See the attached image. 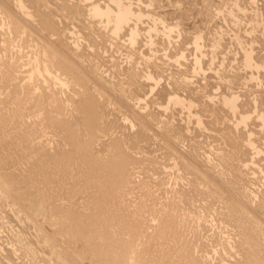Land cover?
Here are the masks:
<instances>
[{"label": "rangeland", "instance_id": "rangeland-1", "mask_svg": "<svg viewBox=\"0 0 264 264\" xmlns=\"http://www.w3.org/2000/svg\"><path fill=\"white\" fill-rule=\"evenodd\" d=\"M22 1H24V3L23 2L22 3L25 4L24 8L26 9L21 10L20 8L16 6L17 3L21 2V0H0V66L4 68L3 66L4 63L7 62V65L10 63L8 67L13 66L14 68H17L15 71L12 67L13 69L12 71L15 75L16 74L18 75V76L16 75L18 78L14 77V79L16 78L15 81L13 79H7L6 82H8L9 84L12 81L13 83V84L11 83L12 86L11 84L9 86L8 83L7 84L4 83L6 79L1 80L2 78L0 75V78H1L0 79L1 80L0 94L2 96V99L0 97V103L4 101L2 104L4 105L5 103L6 105L8 103L10 107V108L7 107V105L2 107L3 105L0 104L1 105L0 109L4 108L1 110L2 111L4 110L3 113L5 115L7 113L6 108L8 111L7 113L8 115H11L12 112H14L13 106L15 105L10 103L12 102L10 98L12 97L13 92L14 91L16 92V90H18L17 92H20L21 90L23 91L25 90L24 92L21 91L20 93L16 92V94L14 92V94L15 96L17 94L20 95V96L17 95L18 97L16 98H21V95L23 98L24 96L26 98L28 96L27 100L26 101L24 100L25 102L24 101L22 102V105H24L23 106L24 108L28 107L27 109H29V112L28 110L26 112V114L28 113L27 116L29 115V118L26 116H25L26 118H24L25 120L27 119L28 121L27 120L25 121L24 119H22L24 121H22L21 119L19 120L20 123L22 124L21 126L16 118L14 121V117H13V120L9 119L11 121H8V122L13 125L17 124L18 128L22 127L20 131L22 129L24 131L27 129L28 131V129L31 130L33 129V127L36 128V130H38V132L42 134L43 138L41 137L40 134H38L40 136L39 137L37 136V138L33 139L34 140L33 144L35 143L34 147L38 148L39 144H40V147H45V145L47 144L51 145L52 141L50 139H53L52 136H54L55 137L54 139L56 141H58L60 138L62 139V140L60 139L61 141L59 140L60 142L58 141L57 143L58 145H55L56 141H54L53 139L54 145L56 147L58 146L57 149L59 147H60L59 149L67 148V149L72 150V152H74L73 154H75L76 152H79V150L78 149L75 150L76 146H71L72 143L70 142V139L67 138L66 136L67 134L66 130L62 129L61 125L57 122L58 120L63 121L64 119L65 121L69 120L68 122H71L73 117L77 115V118L74 117L73 119L75 120V122L72 121L74 122L75 128H76L78 125L76 119L77 120L79 119L80 116L78 117V114H80V111L82 113L83 103L88 101L89 99L96 100L95 102L97 103V105H100V108L98 109V111L103 110L102 112H100V115H99L101 119L100 121L101 122L106 121V122H103L105 127L102 126L103 123L101 125L102 128L100 130L103 129V131H100L101 133L97 132V133H100L98 134V136L96 134L95 144H94V146L96 147V148L94 147L96 152H99L98 150L100 149L97 147H101L102 149L103 147H107V145L110 144L112 140L121 139V141L124 140V142H122V145L124 146V150H127L126 152L129 153L128 156L130 155V158L135 159V160L133 159L135 161L134 166L133 164H130L133 167L132 166L130 167V165L128 166V169L132 170V171L128 170L129 171L128 173L132 175V176L129 175V177H132L131 184H129L131 187L128 186V189L126 188V191L128 190L129 191L128 192L124 191L125 193L123 192V194L121 195V198L119 197L117 199H111L113 201L111 200L109 201L111 202L109 204L113 203L112 208L117 209L122 214L124 212L129 215L130 214L133 216L135 215V217L132 216L133 218H135V220L139 221L141 219L142 220L141 222L144 224V227L147 226L145 227L146 228L145 233H151V234L155 230H156V234L159 232L160 227H161V223L159 222V219L162 222L161 218H167L166 215L170 216V214L171 215L174 214V212H171V213L169 212V211H172L171 209H173V211L177 210L180 213V215L177 214L176 213L177 211H176L174 215L170 217L168 216V218H170L171 220V222H169L168 220V223L169 224L172 223L174 227L173 226L171 227L172 224L170 225L168 224L165 229V232L169 231L168 232L169 234H167L168 235L167 237L174 236V238L170 237L172 238V240L171 239L170 240L175 246L179 245L178 247L176 246V248L181 249L182 245L186 244L188 241H190V243L192 241V244L193 242L195 244L199 243L198 245L207 244L209 241L212 240V237L213 238L215 237L217 239L216 243H214L213 246H210V244L212 243L209 242L208 243L209 245H207V247L205 248V250H208L207 252L208 255L206 257V259L207 258L208 259L207 260L205 259L207 264H212L213 262L214 264H232L231 262H234V258L231 257V255L229 254L230 253L233 254V252H235L234 253L235 255L236 251L238 250L235 248V246L239 239V236H238L239 228L234 227L235 224L232 221H230L227 217L224 216L226 215L225 212L226 211L228 212V209H229L228 207H230L231 204H233L232 207L240 209V211L244 212V214L247 215V218H249L253 222H256L255 223L256 225L254 224L255 230L257 229V230L264 231V220H263L264 219L263 218L264 209L262 210V208L264 207V203H263L264 193H262L261 195V191L264 190V182H262L264 181V174H263L264 172L262 173L260 171L261 169L264 168V146H262L263 145L262 141L258 139L262 137V135L260 134L261 130L263 131L262 134L264 137V129H263L264 125H260V124H264V120H263L264 119L263 117L264 116V105H263L264 104L263 102L264 101V92H263L264 91V83H263L264 77H262V84L261 83L257 84L256 81H249L248 79L249 72L247 71V68L244 65V60H243L244 49L248 50L250 48H253L254 49L253 55L255 56V59L257 60L259 59L258 60L259 62L263 61L261 64H264V0H22ZM117 1L125 6L131 7V9L134 12L135 16L134 17L132 16L129 19L127 24L125 23L122 25L121 28H119V27L114 26V24H112L111 22L109 23L105 17H98V18L93 17L92 15L93 6L98 5L102 7L103 9H106L107 8L106 6L116 8L115 4ZM25 12H26V15H25ZM41 17L42 18L44 17L45 20L50 22L52 26L51 29L45 27V25L40 23ZM134 29H137L138 31H137L135 41L131 43L130 34L132 30ZM52 60H53V63L51 62ZM46 65H49L50 68L52 67V69H50L51 71L50 73L46 71L45 69ZM61 65H63V67ZM1 67H0V70L2 69ZM69 70L71 71V73L69 72ZM68 72H69V76H67ZM131 74L133 77H130ZM73 75L78 76L77 78H79L80 80H77L76 77H73ZM149 76L151 77L150 79H149ZM66 77H69L71 80L68 78L67 80H65ZM71 77H73V79ZM57 78H60V80ZM16 80H17V83H16ZM133 80L135 81L134 83H133ZM137 80L138 82H136ZM25 83H26V86L24 85ZM27 83L29 85H27ZM3 84H6L7 86ZM22 84H23V88H21ZM83 84L85 85L83 86ZM30 85L31 87H29ZM69 85L71 86L72 90L70 89ZM80 85H82L84 88ZM78 86L81 91L78 89ZM11 88L12 89L14 88L13 89L14 91L12 90V92L10 93L11 97H8L10 95L9 91H11L10 90ZM26 89L30 90L28 92H30V95L32 96L31 99H30L31 96L29 97L28 95L29 93L27 92ZM82 89L84 91H82ZM31 90H33L32 91L33 93L31 92ZM34 90L38 94L37 93L34 94L35 93ZM51 90L52 92L53 91L55 92L52 93ZM57 90L59 91V93ZM64 90L67 91L68 94ZM47 91H50V92H47ZM63 91L65 92V96H64ZM70 91H72L71 94H73L71 96L69 93ZM73 91L75 92L78 91L80 92V94L76 92L77 94L76 95L73 93ZM90 91L92 93H89ZM86 93H88L89 95L92 94L91 95L92 97L95 95L94 97L96 99L94 97L92 98L91 96L89 97L88 94ZM235 93L237 94V96H239L238 97L239 99L241 98V100H239L240 103H242V101L248 102V103L244 102L241 105L242 107L239 105L240 109H238V111L244 110L243 112H245L247 115L250 113L249 115L252 116L253 118V119L251 118L252 121L249 120L250 122H248L246 126L245 125L243 126L242 124H241L242 126L239 125L240 128L238 127L237 130L235 127H234L235 129L233 128V126L235 125L236 119L232 117L233 119L229 118L230 120H228V118H226L227 114H225V112H224L225 116L224 114L218 116V111L220 109H217L218 106L220 108L222 107V105H220L221 104L220 96L222 94L224 95L229 94L230 96H233ZM242 93H245V94H242ZM6 94H8V96ZM254 94H255V97H254ZM59 95L63 98L66 97L68 100V104H71V106L67 105V101H64L66 100V98L63 99ZM74 95H76V97ZM176 95H179L181 97L179 98V101L182 98H184L183 101L181 100L183 103L181 101H180L181 104L177 102L178 98L175 100ZM54 96L55 97L59 96L57 97L58 99L55 98L57 101L53 99ZM67 96H69L71 101L69 100ZM173 96H174V99H172ZM3 97L5 98L3 99ZM51 97L53 100H50ZM6 98L7 100H9V102L6 101ZM169 98L172 100L169 101ZM209 98H213V100ZM185 99H187V103H185L184 105ZM40 100H42V103H44L45 101H48V102L51 101L50 102L52 104L51 106H53V109L55 106V109L53 110L50 107V103L48 102L47 103L49 105L45 102V105H48V108L47 106L45 107V105L42 104ZM190 100H192L195 103V105H193L194 107L192 106V108L188 106V104L191 103ZM27 101H30V102L26 103ZM97 101L99 102V104ZM56 102H59V104H56ZM36 103H38V105ZM200 103L203 105H201ZM204 103H206L205 106L207 107L204 106ZM63 104L65 105L64 108L61 107ZM40 105L43 106L42 108L45 107L43 109L45 112H43ZM66 105L70 107H66ZM101 105L103 106L101 107ZM190 105H192V103ZM200 106H203V107H200ZM77 107H80L79 110L80 109L81 110L76 111L78 109ZM246 107L248 111H246L247 110L245 109ZM65 108H68V109L71 108V111L68 109L66 110ZM202 109H203V112L201 111ZM204 109L207 111L205 112ZM35 110H37L36 111L37 113L36 112L33 113ZM41 110L43 113H39L41 112ZM65 110L67 111L68 115L66 114ZM73 110L75 111V113ZM2 111L0 112L2 113ZM56 112L57 113L60 112L58 114L59 115L62 114L61 117ZM70 112H71V115H69ZM72 113L73 115L76 113L77 114L72 116ZM210 113H214L215 116H211ZM262 113H263V116H262ZM47 114L48 116H52V117L50 118L48 116L46 117ZM196 115L204 119L202 121L203 123L201 124L202 126H199L196 123V119L198 120L199 118V117L197 118ZM53 116L54 117L57 116V119L56 117L54 118ZM68 116H72V117L68 118ZM82 116L83 114L81 115V117ZM102 116L105 119L101 118ZM222 116H224L225 118L223 117L222 119ZM228 116L231 117L232 115H230L229 113ZM44 117L46 118L43 119ZM59 117L60 119H58ZM255 117L256 118L258 117V118L255 119ZM47 118L49 120L51 119L52 122L47 120ZM210 118L213 120L211 121ZM217 118L219 119L218 120L219 122L221 121L220 119H222L224 124L222 123V121H221V124L223 125L224 129L226 128V131L227 130L228 131L232 130V131H229V132L227 131L226 133H224L225 130L222 129L223 130V134H222L221 133L222 131L219 130L221 129V124L217 120H215L214 122V119H217ZM34 119H36V121ZM261 120L263 122H261ZM40 121L43 123L42 125L40 124L41 123ZM216 121L218 122L217 124H219L220 127L215 126L217 125ZM226 121H227V125H228V122L230 121L229 125L231 126L229 125L224 126L226 124ZM15 122H18L19 124ZM26 122H29L30 124L26 125ZM35 122L37 123V126ZM9 123H7L8 129H11V130L13 129V131L15 130L19 131V129L14 130V128L16 127H14L13 125H10ZM212 123L214 124V126H211ZM250 123H253V124H250ZM38 124L40 125V127L38 126ZM54 125H56V127H59L57 128L58 132L56 131V129H54L56 128ZM23 126L24 128L25 127L26 128L24 129ZM27 126L29 128H27ZM227 127L229 129H227ZM217 128H218V131L217 130L215 131V129ZM51 129L52 131H50ZM53 129L55 130V132L53 131ZM76 129L80 131L81 128H79L78 126ZM83 129L84 127L82 128L80 132L83 133L81 134V136L84 135L83 137H85V134H84L85 132H83L85 131V129L84 130ZM257 129L258 130L261 129V130L258 131ZM64 130L66 133L63 132ZM234 130H236V132ZM256 130L258 133L255 132ZM241 131L243 134L240 133ZM51 132H54L57 137L58 135H61L60 132L62 133V135L59 136V138H57L55 134ZM80 132H78V134H80ZM233 132H235V134L237 133V135L234 136ZM238 132L240 136L238 135ZM218 133L219 135L221 133L220 135L221 137L222 135H225V134L226 135L229 134L228 136L229 137L232 136L233 138L238 136L240 137L239 138L240 141L244 139L242 136H244L247 139L248 138L254 139V136H255L254 140L257 139L256 144H258L260 148L262 147V151H260V153H255L253 152L254 150L250 151V150L244 149L242 153L239 154L241 157H243V155L245 154L243 159L245 160L247 158L248 161L247 159L245 160L247 161V163L252 161L253 160L252 158H255L254 161L256 160V162H258V164H256V162H254V164L249 163L250 165H254L253 167H256L255 169H257V171L253 167L251 168L254 169L255 171L250 170V169L245 170L248 173L250 170L249 177L250 176L253 177V178L250 177L251 180H249V182L252 181V183H249L248 181H247L248 183H246V187L251 188L249 189L245 187L246 188L245 190H247L246 193H248L249 196L253 195L255 198L249 197L248 195H246V193L241 192V194H245L243 195V198H244L243 199L240 194V191L237 188H235L234 185L232 187V184L230 185L229 182L227 183L226 178L229 175L228 170H230V172L233 170L232 166L230 165L231 164L234 165V163H236V159L233 160V162L231 163V160L226 159L227 157L226 158L223 157L225 156L224 154L222 156L220 155L228 151L227 149L228 146H226L225 144L224 146H226L227 148L223 147L224 139H221L219 135L218 136L220 139H218L217 138ZM251 133L252 134L254 133V134L250 136ZM64 134L66 136L65 140H63ZM257 134L260 135V137L257 136ZM38 139L40 141H38ZM96 139H98L99 142H101L100 140L102 141L104 140L103 142L105 143L102 142L101 144H99L97 142L98 140ZM68 140H69V144L67 143ZM48 141H51V142L49 143ZM258 141H260V144ZM102 144H103V147L101 146ZM69 145H70V148H69ZM97 145H100V146H97ZM219 145L220 147H222V149L219 147ZM123 146H122V149H123ZM216 147L219 150L216 149ZM223 148L226 149V152H222V151H225ZM28 149L29 151H27ZM28 149H26L25 152L29 153L30 149L32 148H28ZM220 149H221V152H220ZM129 150L131 151V153ZM218 152L220 153L219 155H217ZM121 153L123 152L121 151ZM252 153L254 154L252 155ZM227 155L229 156V154ZM246 155L248 157H246ZM254 155L256 157H254ZM94 156H98V154L97 155L95 154ZM212 156H214L215 158ZM26 157L22 155V158H26ZM218 157L221 158L222 160H220ZM240 159L241 161H243L242 158ZM16 160H14V163L13 161L12 163L9 162L10 164H8L6 169L0 170V171H2V173L8 172V171L15 172L16 169L19 167L21 168V170H25L23 169V167L25 166H23L22 162L20 160L18 161V159ZM142 160L145 161V163ZM217 160H220V162H218L219 163L218 167L219 166L220 167L219 168L215 167L216 168L215 169L214 166H216ZM78 161L80 162L81 160H78ZM229 161H230V165H229ZM74 162H72L74 164L71 163V168L76 166V168L74 167L75 171H73V174L76 177L77 175L79 176L80 174L81 170H78L80 169L78 168V165L81 166V164H78L79 162L77 163L75 160ZM136 162L138 166H136ZM221 162H224V163L220 165ZM153 163L156 165L155 168L153 167L154 166ZM225 163L229 165L228 167H231L229 169L227 168L228 174H226L227 172L223 173V171H226L225 167H227ZM212 164H214V166H212ZM258 165H260L261 167L263 166V167L261 168ZM223 167L225 169H222ZM218 169L222 171L216 172V170ZM21 170H18L16 172H19ZM184 170H187V174L185 173L186 171ZM75 173H77V175ZM195 175L197 178L195 177ZM60 176L61 174L59 173H55V176H51V178H49V176L47 175L46 178L47 179L49 178L48 179L49 181L45 180L46 182H48V184L46 185H41V183L39 182V186H37L38 183H36V180L34 179L35 176H30V175L28 176L29 178L27 177L26 182L24 184L23 183L16 184V185L10 184V186L11 185L13 186V187L11 186L12 189L8 185L7 191L11 190L12 192H14L12 193L11 191H9V193L12 196L11 200L14 201L13 209L17 210V208H19L20 211L22 212V215L23 213H25L22 216V218L27 216L26 218H23V219L21 218L22 219L21 221L19 219L20 218L19 215H18V218L16 217V215H13L16 212L13 211L11 206H8L9 209L7 208V206L3 207L2 201H4V198L0 194V203H1L0 204V209H1L0 210V216H1L0 222L3 221L0 223L1 224L0 225V244L3 243L2 246L0 245L2 248L0 249V253L2 255L0 256V260H2V262L6 261L4 260L3 256H5L6 253H8V250L9 252H13V249L17 248V246L20 245L19 243L20 241L18 239L21 238L20 240H22V237H23V240L25 242L26 240H29L28 238L30 239L32 238L31 240H35L36 238L35 235L37 234V231L39 232V227H36V226L40 225L41 223L42 224L45 223L44 221L50 218V220L56 219V220H53L57 224L55 226L56 227L55 230L59 232L58 235L56 236V234H54L55 232L53 233L52 231L53 238L56 237V240L58 241L61 239L60 242L57 243L58 244L57 251L63 253L61 254L62 257H64L65 259L68 258L70 262L73 260L70 264H84V262L86 263L90 262L89 264H93V263L94 264H101V263L107 264L108 262H109L108 264L112 263V261L110 260H105L106 257L103 256V252L105 251L103 244L99 243L98 240H96L98 241V243L96 241H93L94 238L93 239L91 238L92 240L90 239L91 235L93 236L100 235L99 233L98 234L96 233V232H99V230L98 229L95 230V228H93L94 225H92V227L89 225V222H90L89 218H91L89 216L91 215L94 216L90 212L93 211V213H95L97 212V210L99 211L102 207V206L100 207L99 203L98 204L96 203L97 201H96V198H94L95 197L94 191H92V188H87V190L84 189L85 191H83V193H85V196H83L84 194L82 195V193L80 194L81 196L79 194L73 196L71 195V189L73 188L72 185L74 183L75 178L74 179L72 178L71 180V178H69L71 177V174L70 176L66 177L64 179L66 181L65 186L69 184L68 186H70L71 188L68 186H66L67 188H64L65 186H62L64 185L63 184L64 180L60 179ZM183 177H185V179H183ZM255 177H257V180ZM195 178L196 179L200 178V179L197 180L196 182ZM29 179H31V181H29ZM192 179H194L193 182H190L192 181ZM32 181H34L35 183L34 182L32 183ZM188 181L190 184H188ZM198 181H201L204 184L202 183V186H200L201 182H199L200 183L199 184ZM192 183H195V184L198 183L197 187L198 186L199 187L197 188L195 184H194L195 186H193ZM47 185L48 187L53 188V190L57 192H54L52 190L53 193L51 191V194H50L49 193L50 191L47 190L50 188L45 187ZM204 185H206L205 186L206 190L207 189L209 190L211 187L210 191L212 195H214L215 197L214 205H212L213 199H211V197L213 198V196L211 195L210 191L208 192V190L206 191V190L199 189L200 187L204 189ZM207 185L209 186L207 187ZM40 186L42 187L44 186L42 188L43 190L40 189ZM30 187H33V188H30ZM36 187H38V189ZM59 187H62L64 189L62 190V188L60 189ZM44 188H45V191H44ZM213 188L214 190L215 189L216 190L214 191ZM67 189H69L68 190L70 191L69 193ZM198 190H199V193L196 199V194ZM200 190H201V193L203 192L202 193L203 196H201L202 194L200 193ZM17 191H18V194H17ZM46 191H47V194L45 193ZM179 191L182 192V194H179L180 197L178 195ZM193 191L194 192L196 191V193H194ZM235 191H237L239 194ZM190 192H191V195H190ZM252 192L255 194H252ZM208 193L210 194L209 197L211 196L210 198H208ZM256 193L258 194L256 195ZM215 194L216 196H218L217 194H219L220 196L216 197ZM38 195H39V198H38ZM55 195L56 196L58 195L59 197H56ZM185 195H186V198L183 197ZM189 195L193 199L190 198ZM51 196H54L52 197L51 200L54 199L53 202L54 203L56 202L55 204L52 203L50 199H49L50 201L48 200L50 203H47L48 201L46 202V200L48 198H51ZM77 196H80V197L83 196L82 200L79 199L80 197H77ZM204 196H206L207 198ZM182 197L184 200L186 199L187 202L189 203L191 200V205L189 204L190 207H188V204H186L187 202L184 203L186 200L185 201L182 200L181 199ZM194 197L196 201H194ZM57 198H59L58 202H57L58 200ZM216 198L217 199L220 198L219 200L221 201V203L220 202L216 203V200H217ZM240 198L241 200H238ZM40 199L41 200L44 199L43 200L44 202L39 201ZM85 199H87L88 202ZM204 199H206L207 201L206 200L204 201ZM179 200L181 201L179 202ZM209 200H212V202L211 201L209 202ZM246 200L247 201L250 200L248 201V204H246L247 203ZM57 203L60 205V208L63 207L62 210H60L58 207L57 208L54 207L55 205L58 206ZM83 203L86 205L88 204L87 206L85 205L86 208L83 205ZM176 203L177 204L179 203V204L176 205ZM222 203H224V206H227V207H224ZM258 203H260L261 205ZM47 204H52V205L48 206ZM174 204L176 208L174 207ZM215 204L216 205L219 204L220 206L219 205L216 206ZM68 205L69 207H67ZM179 205L181 206L180 208H179ZM204 205L210 206L208 207L209 211L207 210V207H205ZM44 206L45 207L47 206V207L45 208ZM51 207L55 211L51 210ZM87 207H90L89 212H88L89 209ZM240 207L244 208L245 211ZM252 207L254 208L255 211L258 210L259 212L260 210V212L263 215H260L261 214L260 212L259 213H257V211L254 212ZM163 208H165L166 210H164ZM167 208L168 209L170 208V210H167ZM186 208H189V210L188 209L186 210ZM192 208L196 212H194ZM224 208L227 210H225ZM248 208L250 209L248 210ZM40 209H42L44 212H42V210ZM56 209H58V213L64 210L66 214H64L63 212L58 214L56 212L57 211ZM150 209H152V211L154 212L156 210L157 212H155V214L158 213V215H154V212L150 211ZM190 209L192 210L193 213L191 212ZM6 210L8 212H4ZM84 210H87L89 215L88 213L86 214ZM162 210L164 211V213H167V214H164ZM223 210H225V212ZM79 211H82V212H79ZM83 211L85 212V214L83 213ZM160 211L162 212V214H164L163 216L165 217L161 216L162 214L159 215ZM180 211L184 212L183 216L185 217V220H184V217L181 215L182 212ZM10 212L13 216L10 215ZM54 212H55L54 215L51 214ZM72 212L74 213V216ZM76 212H78L79 215L78 213L76 214ZM221 212L222 213L224 212L223 213L224 215H222ZM70 213L72 214V216H70L71 215ZM217 213L218 214L221 213L219 214L220 216ZM18 214H21V213H18ZM62 214L63 216L69 215L68 217H71V222L73 221L72 219L76 215H77L76 216L77 218L78 216L79 217L83 216L82 219L74 218L76 224L77 222L78 224L80 223V229H82L81 227L84 226V225H81V223L86 225L85 227H83L84 230H80V233L82 231L81 233L82 235L79 233L78 225H76L75 223L73 224L69 223L70 218H68L69 220L68 219L66 220V217H63ZM151 214H153L155 217ZM187 214H190V215H187ZM250 214L252 216H249ZM9 215H10V219L7 222L6 219L9 218ZM48 215H53V217L51 218V216H48ZM157 216H160L161 218L160 217L157 218ZM179 216H182V217H179ZM223 216L225 219H223ZM2 217L4 219H2ZM32 217H34L33 218L34 221H31ZM57 217L60 219V221L59 219H57ZM41 218L44 220L42 221ZM178 218L179 219L181 218V220H179ZM226 218L228 219L227 221H226ZM26 220L29 222L26 223ZM182 220L184 223L182 222ZM224 221H226L227 223ZM23 223L24 224L26 223L27 225H29V227H27L26 224L24 225ZM232 223H233V226L230 227ZM179 224H181V226ZM66 225H69V226H66ZM157 225H159V228ZM176 225H179L180 227L177 226L175 229ZM182 225H184L185 227ZM155 226L158 229L154 228ZM46 227H48V225ZM167 227H169L170 229L168 228L167 230ZM182 227L184 228L181 230ZM50 228L52 227L50 226ZM178 228H179V231H175V230H178ZM92 229H94L93 231L96 234L94 232H91V234L89 235L88 232L90 233ZM173 229H175L174 231L176 233H174ZM171 230L173 232H171ZM75 231L78 234H80V236ZM185 231L186 233L188 231V233H191V234L190 235L188 233L186 234ZM8 232H11V233H8ZM192 233H194L193 234L194 237H192ZM230 233L232 234L233 237L230 236L231 235ZM86 235H88L87 236L88 238H86ZM176 235L178 237H176ZM11 236L13 239L10 238ZM165 236H166V233H165ZM180 236H182V238H179ZM184 236H186L188 239H189V236H191L194 241L192 240L191 237H190V240H188L187 238H184ZM14 237H16L15 240H14ZM25 237L26 238L28 237V238L26 239ZM67 237H69L71 241L74 242V244L73 242H70V239L69 241L67 240L70 243V245L68 242H67L68 244H65ZM164 237L163 239L157 238L155 240V243H157L160 240L156 244L157 248L159 247L158 245H162L163 247V246H166V244L168 243L167 241L169 240V238L166 239V237L165 238ZM220 237H222L223 241H225L224 243L222 242V239ZM176 238L179 239V242L178 240L176 241ZM63 239L65 240V243H63L64 241H62ZM180 239H183L181 241L183 244L181 243V245H180ZM90 240L94 242L93 244H95V242L97 243L95 247L92 244L91 246L89 245ZM163 240L165 241L162 242ZM200 240L202 243L200 242ZM205 240L206 241L208 240V241L206 242ZM85 241H86V244H84ZM171 241L169 243H171ZM61 242L62 244L60 245ZM177 242L178 244H175ZM140 243L139 245L135 244L134 245L135 247L133 246L134 249L133 247L131 248L132 250L130 249L131 251H133V253H131L133 255L130 254L127 257L129 260L131 259V261L127 259L129 263L136 264V260L140 258L139 257L140 253L138 252L134 253L136 252L135 251L136 249H139ZM217 243L219 244L221 243L220 245L222 247H220V245H218ZM226 243L228 244V247H226L227 245ZM63 244L65 246L66 245L70 246V247L66 246L67 249H70L73 245V249L72 248L70 249V251L73 250V252L70 254L69 250L66 251V247ZM222 244L224 245L225 249H227L228 251L230 250V253L227 250L223 249ZM33 245H34L33 246L34 251L30 252V255L34 254L33 256H35V259L33 256L32 258L30 255L28 256L29 258L28 257L24 258L26 255L23 256L22 251H17L18 253L16 252V254H14L13 256H14V260L17 257H19V260L17 258L15 260L16 261L15 263L18 262L17 264L19 263L22 264L24 262L31 261L32 264L33 263L35 264L38 260L36 264L38 263L41 264L45 259L47 260V262L44 261L45 263L43 262L42 264H56L53 260H50L45 255H43V252H42L43 245H38L37 243ZM88 245H89V248H91L90 250L87 248ZM229 245L233 246L234 248L231 249L232 247H230ZM10 246L11 247L13 246L14 248H11ZM39 247H41V250L39 249ZM96 247L99 251L96 250ZM74 248L75 249L77 248L76 250L78 252L74 250ZM4 249L6 251H4ZM85 249H88V252L89 251L91 252L89 253L90 257L88 254L85 255V253H87L85 252L86 251ZM220 249H222L224 252H222ZM83 250H85L84 251L85 253L83 252ZM219 250L220 252L216 253V251H219ZM80 251H82V253L78 254L80 253ZM96 251L98 252L96 253ZM197 252L198 251H195L194 253L196 256H198ZM227 252L228 254H226ZM18 254L21 256H19ZM92 254H95V256L97 255L96 256L97 258L94 257ZM100 254L101 256H103V259L101 256H99ZM134 254H138V255H135V259H134ZM199 254H202V252ZM15 255H17V257ZM79 255L82 258L81 260L79 259L80 257ZM136 256L138 257V259H136ZM219 256L224 261L219 259ZM228 256L229 258H227ZM235 256L238 258L239 255L236 254ZM32 259H34L35 261ZM210 259H212L213 262H211ZM82 260L83 261L85 260V261L83 262ZM140 260L142 259H139L137 263H140ZM144 261L145 260L143 259V262L142 261L141 262L145 264L146 261L145 262ZM149 261L150 262H148V264L149 263L152 264V261L150 259ZM2 262L0 261V264ZM120 262L118 264H120Z\"/></svg>", "mask_w": 264, "mask_h": 264}, {"label": "bare ground", "instance_id": "bare-ground-1", "mask_svg": "<svg viewBox=\"0 0 264 264\" xmlns=\"http://www.w3.org/2000/svg\"><path fill=\"white\" fill-rule=\"evenodd\" d=\"M24 3V1H22L21 0V2H19V3H17L16 4V6L18 7V8H20L21 10L22 9H26V8H24L25 6V4H23ZM116 6V8H112V7H109V6H106L107 8L106 9H103L102 7H100V6H93V10H92V15H93V17H95V18H98V17H105L106 18V20L110 23H112V24H114V26H116V27H119V28H121L122 27V25L123 24H127L128 23V21H129V19L133 16H135L134 15V12H133V10L131 9V7H128V6H125V5H123V4H121L120 2H116V4H115ZM238 6V5H237ZM27 7V6H26ZM115 9V10H114ZM23 13V12H22ZM25 15H26V12H25ZM31 17V16H30ZM40 23H42L43 25H45V27H47V28H50L51 29V24H50V22L49 21H47V20H45L44 19V17L42 18L41 17V19H40ZM166 27V26H165ZM137 29H134V30H132V32H131V34H130V41H131V43H133L134 41H135V38H136V35H137ZM165 37V36H164ZM253 48H250V49H244V52H243V60H244V65L246 66V68H247V71L249 72V74H248V79H249V81H256L257 82V84H259V83H261L262 84V77H264V64H261L262 62H259L257 59H255V56L253 55ZM261 59V58H260ZM261 61V60H260ZM52 63H53V60L51 61ZM55 62V61H54ZM51 64V63H50ZM49 64V65H50ZM63 64V63H62ZM10 65V63L7 65V62L6 63H4V68H2L1 66V70H0V75H1V80H5V82L4 83H8V82H6L7 81V79H13L14 81H15V79H14V77H17L14 73H13V69L16 71V69L17 68H14L13 66H10V67H8ZM49 65H46L45 66V69H46V71L48 72V73H50L51 71H50V69H52V67L50 68V66ZM54 65V64H53ZM62 67H63V65H61ZM65 66H66V64H65ZM12 67H13V69H12ZM54 67V66H53ZM56 67V66H55ZM10 68H11V70H10ZM54 69H56V68H54ZM59 70V69H58ZM14 71V72H15ZM53 71V70H52ZM57 71V70H56ZM63 71V70H62ZM69 72L71 73V71L69 70ZM69 72H68V74H67V76H69ZM260 72H261V74H260ZM262 73H263V75H262ZM64 74V73H63ZM60 76V75H59ZM64 76V75H63ZM73 77H76V79L77 80H80L79 78H77L78 76H74L73 75ZM73 77H71L72 79H73ZM130 77H133L132 76V74H131V76ZM18 78V77H17ZM67 78L68 79H70L69 77H66V79L65 80H67ZM151 77L149 76V79H150ZM57 79H59L60 80V78H57ZM63 79V80H64ZM75 79V78H74ZM75 79V80H76ZM153 79V78H152ZM264 79V78H263ZM1 80H0V82H1ZM71 80V79H70ZM134 80H135V78H134ZM133 80V83L135 82ZM13 81V82H14ZM72 82H73V80H72ZM136 82H138V80L136 81ZM12 83V81L10 82V84ZM16 83H17V80H16ZM68 83H69V81H68ZM81 83V82H80ZM264 83V82H263ZM6 84H3V85H5V86H7ZM10 84L8 83V85L10 86ZM13 84V83H12ZM12 84H11V86H12ZM17 85V84H16ZM25 86H26V83L24 84ZM27 85H29L28 83H27ZM78 85H79V83H78ZM85 84H83V86H84ZM140 85V84H139ZM138 85V86H139ZM256 85V84H255ZM9 86H8V88H9ZM22 87L21 88H23V84L21 85ZM70 86V85H69ZM77 86V85H76ZM80 86H82V85H80ZM82 86V87H83ZM29 87H31V85L29 86ZM81 87V88H82ZM15 88H16V86H15ZM26 88V87H25ZM28 88V87H27ZM75 88H77V87H75ZM84 88V87H83ZM14 89V88H13ZM12 88L10 89L11 91H9V94L12 92V90H13ZM17 89H19V88H17ZM32 89V88H31ZM70 89H71V86H70ZM78 89L80 90V88H79V86H78ZM16 90V89H15ZM27 90V92L28 91H30V90H28V89H26ZM72 90V89H71ZM88 90V89H87ZM14 91V90H13ZM18 90H16V92H17ZM22 92H24L23 90H21ZM20 91V92H21ZM33 90H31V92H32ZM58 91V90H57ZM65 91V90H64ZM63 91V92H64ZM69 91V90H68ZM81 91V90H80ZM82 91H84L83 89H82ZM263 91V90H262ZM15 92V91H14ZM14 92H13V95H12V97L13 96H15V94H16V92H15V94H14ZM20 92H17V93H20ZM34 92H35V90H34ZM47 92H50V91H47ZM47 92H46V94H47ZM51 92H52V90H51ZM53 92H55V91H53ZM52 92V93H53ZM65 92H67V91H65ZM65 92H64V96H65ZM76 92H78V91H76ZM76 92L75 91H73V93L74 94H76ZM241 92V91H240ZM264 92V91H263ZM7 93V92H6ZM29 94V97L31 96L30 95V92H28ZM33 93V92H32ZM37 92H35L34 94H36ZM58 93H59V91H58ZM61 93V92H60ZM70 93V96L71 95H73V94H71L72 93V91H70L69 92ZM89 93H92L91 91L89 92ZM162 93V92H161ZM239 93V92H238ZM247 93V92H246ZM253 93V92H252ZM259 93H261V92H259ZM23 94V93H22ZM38 94V93H37ZM41 94V93H40ZM56 94H57V92H56ZM67 94H68V92H67ZM78 94H80V92H78ZM86 94H88V93H86ZM85 94V95H86ZM242 94H245V93H242ZM3 95V94H2ZM7 96H8V94H6ZM18 96H20L19 94H17ZM15 96V97H11V94L8 96V97H11L10 99H11V101L12 102H10V103H12L13 105H15V106H13L14 108V112H12V110H11V112H12V114H11V112H10V114L11 115H8L7 113H8V111H7V108H6V115L3 113V111L1 110V109H4V108H1L0 109V111H2V116H1V114H0V170H5L6 169V167L8 166V164H10V163H12V161H13V163H14V160H16V159H18V161L20 160L21 162H22V164H23V166H25V167H23V169H25V170H21V168L19 167V168H17L16 169V171H18V170H21V171H19V172H12V171H8V172H3L2 173V171H0V194L3 196V198H4V201H2L3 202V207L5 206H7V208H8V206H11L12 207V209H13V207H14V201L13 200H11V194L9 193V191H11V190H9V191H7V187H8V185L10 186V184H20V183H25L26 182V179H27V177L30 175V176H35L34 177V179L36 180V183H38L37 184V186H39V182L41 183V185H46V184H48V182H46L49 178H51V176H55V173H59V174H61V176H60V179H65L66 177H68V176H70V174H71V177H69V178H71V180H72V178L74 179V183H73V188L71 189V195H73V196H75V195H80L81 193H82V195L83 196H85V193H83V191H85V190H87V188H92V191H94V195H95V197L94 198H96V203L98 204L99 203V205H100V207H101V209L98 211L97 210V212H95V213H93V211L92 212H90V213H92L94 216H89V217H91V218H89V225L92 227V225H94L93 226V228H95V230H99V232H96L97 234L99 233L100 235L99 236H93V235H91V237H90V239L92 238H94V240L93 241H96V240H98L99 241V243H102L103 244V247L105 248V251L103 252V256L104 257H106V259L105 260H110V261H112V263L111 264H118L120 261V264H134V263H129L128 261H127V257L131 254V253H133V251H131L132 249V247L135 245V244H138L139 245V243H140V246H139V249H136L135 251L136 252H134V253H140V258L139 259H142V260H140V263L141 264H143L142 262H143V259L146 261V263L145 264H148V262H150L149 261V259L152 261V264H207V262H206V260L208 259H206V257H207V252H208V250H205V248L207 247V245H209L208 243L209 242H211L212 244H210V246H213V244L214 243H216V238L214 237H212V240L211 241H209L207 244H200V245H198V244H195L194 242H193V244H195V245H193L192 244V241H191V243H190V241H188L186 244H183L181 241L183 240V239H180V245H181V243L183 244L182 245V247H181V249H178V248H176V246L172 243V238H174V236H170V237H172V238H170V237H167L168 235L167 234H169L168 232L169 231H167L168 230V228L170 227H167V232H165V229H166V226L169 224L168 223V220H169V222H171V220H170V218H168V216L169 215H166L167 216V218H161L160 216H157V218L158 217H160L161 219H162V222L160 221V219H159V222L161 223V227H160V230H159V232L156 234V230L154 231L155 232V234H154V232L151 234V233H145V231H146V228L145 227H147V226H145L144 227V224L141 222L142 220L140 219V218H138V219H140L139 221H137V220H135V218H133V217H135V215L133 216V215H129V214H126V213H124L123 212V214L121 213V212H119L117 209H113L112 208V204H109V203H111V202H109L111 199H117V198H121V195L123 194V192L124 191H126V188L128 189V186H130L129 184H131V179H132V177H129V175H131V174H129L128 172V170H130V171H132L131 169H128V166L130 165V164H133V166H134V164H135V159L134 158H130V155L128 156V154L129 153H127L126 151L127 150H124V146L122 145V142H124V140L123 141H121V139L119 140H117V139H114V140H112L111 142H110V144H108L107 145V147H103V144L101 145L103 148L101 149V147H97V148H100L98 151L99 152H96V150H95V146H94V144H95V138H96V134H97V136H98V134H100L101 132L100 131H103V129L102 130H100L102 127H101V125H102V123L103 122H106V121H100L101 119H100V112H102L103 110H101V111H98V109L100 108V105H97V103L95 102L96 100H88V101H86V102H84L83 103V105H82V107H83V110H82V113H81V109L79 110V108L81 107L80 105V107H77L78 109L76 110V109H74V110H76V111H80V114H78V117L80 116L81 117V115L83 114V116L80 118L79 117V119L77 120L76 118H77V113L76 114H74V115H76V116H74L73 115V113H72V116H74V117H76L75 119H76V121H77V123H78V125H77V127L79 126V128H81L80 129V131L82 130V128L84 127V129H85V131H83V132H85L84 134H85V137H83L84 135H82L81 136V134H83L82 132H80V131H78L76 128H75V124H74V122H75V120H73L74 119V117H73V119H72V121H74V122H68L67 120L65 121V119L63 120V121H59L58 120V122L57 123H59L60 125H61V127H62V129H65L66 130V132H67V134H66V136H67V138H69L70 139V142L72 143V145L71 146H76L75 148V150H79V152H76L75 154H73L74 152H72V150H70V149H67V148H64V146L66 145H64L63 146V148L64 149H57V147L55 146V145H58L57 143H58V141L61 139H59L58 141H56L54 138V136H52L53 137V139H54V141H56V144L54 145V141H53V139H50L51 141H52V143H51V145H49V144H47V145H45V147H40V144H39V147L37 148V147H34L35 145V143L33 144V139L34 138H37V136L39 137L40 135H41V137L43 138V136H42V134H40V132H38V130H36V128H34L33 127V129H31V130H29L28 129V131H27V129L24 131L23 129L20 131V129L22 128H18V125L17 124H10L8 121H11V120H9V119H12L13 120V117H14V121H15V118L18 120V122L20 123V119L22 120V119H24V118H26V117H28L29 118V115L27 116V114H26V112H27V110H28V112H29V109H27V108H24L23 106L24 105H22V102L25 100H27V98H28V96H27V94H26V96H27V98L24 96V98L22 97V95H21V98H16V97H18V96ZM24 95H25V93H24ZM43 95V94H42ZM54 95V94H53ZM77 95V94H76ZM76 95H74L75 97H76ZM92 95V94H91ZM91 95H89L88 94V96L90 97ZM94 95V94H93ZM232 95V94H231ZM261 95V94H260ZM4 96V95H3ZM6 96V97H7ZM41 96V95H40ZM39 96V97H40ZM60 96V95H59ZM59 96H54L53 97V99H58L57 97H59ZM84 96V95H83ZM88 96H86V97H88ZM95 96V95H94ZM93 96V97H94ZM179 95H176V98H175V100L178 98V101L177 102H179L180 104H181V102L183 101V99L184 98H182L180 101H179V98H181L180 96L178 97ZM246 96V95H245ZM244 96V97H245ZM0 97H1V99H2V96H1V94H0ZM36 97V96H35ZM34 97V98H35ZM38 97V98H39ZM45 97V96H44ZM43 97V98H44ZM61 97V96H60ZM68 98H69V96H67ZM82 97V96H81ZM85 97V98H86ZM92 97V96H91ZM92 97V98H93ZM239 96H237V94L235 93L233 96H230L229 94H222L221 96H220V105H222V107L220 108L219 106H218V108L217 109H220L219 111H218V116H220V115H222V114H224V112H225V114H227L226 115V118H228V120H230V119H233L232 117H234V119H236V121H235V125L233 126V128L235 127L236 128V130H237V128L239 127V125L240 126H246L247 125V123L248 122H250L249 120H251V118H252V116H250L249 114L247 115L245 112H243L242 110L241 111H238V109H240L239 108V105L241 106L244 102H246V101H242V103H240V101L239 100H241V98L239 99L238 98ZM241 97V96H240ZM248 97V96H247ZM254 97H255V94H254ZM259 97V96H258ZM5 97H3V99H4ZM26 98V99H25ZM32 98V96L30 97V99ZM61 98H63V97H61ZM66 98V97H65ZM65 98H63V99H65ZM83 98V97H82ZM81 98V99H82ZM95 98V97H94ZM246 98V97H245ZM253 98V97H252ZM40 99V98H39ZM47 99V98H46ZM52 99V97H51V99L50 100H53ZM55 99V100H56ZM88 99V98H87ZM86 99V100H87ZM96 99V98H95ZM172 99H174V96H173V98ZM172 99H170L169 98V101L170 100H172ZM209 99H211V100H213V98H209ZM257 99H259V98H257ZM36 100V99H35ZM43 100V99H42ZM42 100H40L41 101V103H42ZM49 100V99H48ZM60 100V99H59ZM69 100H70V98H69ZM84 100V99H83ZM140 100H142V99H140ZM174 100V101H175ZM248 100V99H247ZM6 101H8L9 102V100H7V98H6ZM5 101V102H6ZM24 101V102H25ZM32 101V100H31ZM34 101V100H33ZM57 101V100H56ZM61 101V100H60ZM64 101H67V105H70L71 106V104H68V100H67V98H66V100H64ZM71 101V100H70ZM144 101V100H143ZM191 101V103H192V105H190V104H188V106L189 107H191L192 108V106L193 105H195V103L192 101V100H190ZM189 101V102H190ZM249 101V100H248ZM257 101V100H256ZM255 101V102H256ZM262 101V100H261ZM4 102V101H3ZM2 102V103H3ZM30 101H27L26 103H29ZM46 103L48 102V101H45ZM45 102L44 103H42V104H44L45 105ZM51 102V101H50ZM50 102H48V103H50ZM63 102V101H62ZM62 102H61V104H62ZM98 102V101H97ZM102 102V101H101ZM176 102V101H175ZM188 102V103H189ZM264 102V101H263ZM2 103H0V104H2ZM9 103V104H10ZM34 103V102H33ZM40 103V102H39ZM47 103V104H48ZM80 103V102H79ZM174 103V102H173ZM183 103V102H182ZM185 103H187V99H185V102H184V105H185ZM211 103V102H210ZM246 103H248V102H246ZM252 103V102H251ZM11 104V105H12ZM24 104V103H23ZM37 105H38V103H36ZM56 104H59V102H56ZM65 104V103H64ZM62 105L61 107H63L64 108V106L65 105ZM78 104V103H77ZM98 104H99V102H98ZM104 104V103H103ZM170 104V103H169ZM201 104V103H200ZM205 104L206 103H204V106H205ZM250 104V103H249ZM249 104H247V105H249ZM257 104H258V102H257ZM3 105V104H2ZM7 105V107H9V105H8V103L6 104ZM5 105V103H4V105L2 106V107H4V106H6ZM10 105V106H11ZM29 105V104H28ZM34 105V104H33ZM49 105V104H48ZM48 105H45V107L47 106V108H48ZM52 104L50 103V107L53 109V106H51ZM54 105H55V103H54ZM66 105V107H70V106H67ZM171 105V104H170ZM201 105H203V104H201ZM219 105V104H218ZM254 105V104H253ZM256 105V104H255ZM264 105V104H263ZM27 106V105H26ZM25 106V107H26ZM41 106V105H40ZM39 106V107H40ZM103 105H101V107H102ZM161 106V105H160ZM199 106V105H198ZM251 106V105H250ZM0 107H1V105H0ZM34 107V106H33ZM43 106H41V108H42ZM44 107V108H45ZM59 107V106H58ZM194 107V106H193ZM196 107V106H195ZM200 107H203V106H200ZM205 107H207V106H205ZM204 107V108H205ZM242 107V106H241ZM255 107V106H254ZM253 107V108H254ZM10 108V107H9ZM36 108V107H35ZM44 108H42V110L44 109ZM248 108H250V107H248ZM263 108V107H262ZM11 109H12V107H11ZM32 109V108H31ZM38 109V108H37ZM54 109H55V106H54ZM53 109V110H54ZM58 109V108H57ZM57 109H56V111H57ZM66 110L68 109V108H65ZM104 109V108H103ZM199 109V108H198ZM215 109H216V107H215ZM217 109H216V111H217ZM245 109H247V107L245 108ZM255 109V108H254ZM33 110V109H32ZM32 110H31V112H32ZM42 110H41V112H39V113H43V112H45L44 110H43V112H42ZM60 110V109H59ZM58 110V111H59ZM61 110H63V109H61ZM65 110V112H66V114H67V111ZM68 110H70L71 111V108H69ZM73 110V111H74ZM37 110H35L33 113H35ZM39 111V110H38ZM72 111V112H73ZM202 112H203V109L201 110ZM204 111L206 112L207 110H205L204 109ZM246 111H248V109L246 110ZM250 111V110H249ZM253 111V110H252ZM258 111V110H257ZM64 112V111H63ZM69 112V111H68ZM105 112V111H104ZM209 112V111H208ZM223 112V113H222ZM37 113V112H36ZM57 113V112H56ZM58 113H60V112H58ZM57 113V114H58ZM74 113H75V111H74ZM79 113V112H78ZM109 113V112H108ZM214 113H215V111H214ZM214 113H210V115L211 116H215V114ZM217 113V112H216ZM229 113H230V115H232L231 117H229L228 115H229ZM248 113V112H247ZM252 113V112H251ZM259 113V112H258ZM45 114V113H44ZM55 114V113H54ZM53 114V115H54ZM65 114V113H64ZM195 114H196V112H195ZM194 114V115H195ZM198 114V113H197ZM207 114V113H206ZM213 114V115H212ZM225 114H224V116H225ZM35 115V114H34ZM59 115V114H58ZM62 115V114H61ZM61 115H59L60 117H61ZM68 115V114H67ZM67 115H65V116H67ZM69 115H71V112H70V114ZM193 115V116H194ZM26 116V117H25ZM30 116H31V114H30ZM33 116V115H32ZM40 116H42V115H40ZM48 116V114L46 115V117ZM72 116H68V118L69 117H72ZM197 116V118H198V120L196 119V123L199 125V126H202L201 124L203 123L202 121L204 120V119H202L200 116H198V115H196ZM207 116V115H206ZM224 116H222V119H223V117ZM260 116H261V114H260ZM262 116H263V113H262ZM34 117V116H33ZM46 117H44L43 119H45ZM49 118L50 117H52V116H48ZM54 117V116H53ZM56 117V119H57V116H55ZM54 117V118H55ZM60 117L58 118V119H60ZM254 117V116H253ZM264 117V116H263ZM31 118V117H30ZM53 118V119H54ZM65 118V117H64ZM101 118H103V116L101 117ZM196 118V117H195ZM215 118V117H214ZM225 118V117H224ZM230 118V119H229ZM258 118V117H257ZM256 117H255V119H257ZM103 119H105V118H103ZM205 119H206V117H205ZM209 119V118H208ZM222 119H220L221 121H222ZM253 119V118H252ZM16 120V121H17ZM25 120V119H24ZM24 120H22V121H24ZM27 120V119H26ZM25 120V121H26ZM30 120V119H29ZM35 121H36V119H34ZM38 120V119H37ZM40 120H41V118H40ZM47 120H49L48 118H47ZM55 120V119H54ZM71 120V119H70ZM113 120V119H112ZM115 120V119H114ZM210 120L212 121L213 119H211L210 118ZM215 120H219L218 118L217 119H214V122H215ZM227 120V121H228ZM264 120V119H263ZM28 121V120H27ZM33 121V120H32ZM39 121V120H38ZM37 121V122H38ZM50 122H52V120L50 119L49 120ZM216 121V124L219 122H217ZM221 121L219 122L220 124H221ZM225 121V120H224ZM227 121H226V124L224 125V126H228L229 125V122H228V125H227ZM252 121V120H251ZM18 122H15V123H18ZM29 122H31V121H29ZM29 122H26V125H29L30 123ZM41 122V121H40ZM39 122V123H40ZM115 122V121H114ZM257 122V121H256ZM261 122H263L262 120H261ZM7 123H9L10 125H13L14 127H16V128H14V130L15 129H19V131H13V129L11 130V129H8L7 128ZM18 123V124H19ZM25 123V122H24ZM28 123V124H27ZM36 123V122H35ZM112 123H113V121H112ZM111 123V124H112ZM205 123V122H204ZM222 123H223V121H222ZM41 125L43 124L42 122L40 123ZM46 124V123H45ZM213 124V123H212ZM211 124V126H214V124L212 125ZM224 124V123H223ZM231 124V123H230ZM242 124V125H241ZM250 124H253V123H250ZM22 124L20 123V126H21ZM23 125H25V124H23ZM32 125V124H31ZM35 125V124H34ZM204 125V124H203ZM208 125H210V124H208ZM255 125H256V123H255ZM260 125H264V124H260ZM12 126V127H13ZM36 126H37V123H36ZM38 126L40 127V125L38 124ZM49 126V125H48ZM55 127H56V125H54ZM81 126V127H80ZM102 126H104V123H103V125ZM215 126H219V124H217V125H215ZM229 126H231V125H229ZM32 127V126H31ZM30 127V128H31ZM105 127V126H104ZM220 127V126H219ZM218 127V128H219ZM248 127H249V125H248ZM253 127V126H252ZM6 128H7V130H6ZM23 128H24V126H23ZM26 128V127H25ZM24 128V129H25ZM27 128H29L28 126H27ZM54 128V127H53ZM57 128H59V127H56V128H54V129H56V131L58 132V129ZM203 128V127H202ZM218 128L217 129H215V131L217 130L218 131ZM231 128V127H230ZM232 128V129H233ZM234 128V129H235ZM240 128V127H239ZM53 129V131L55 132V130ZM83 129V130H84ZM198 129V128H197ZM209 129H211V128H209ZM222 129H224L223 128V125L221 124V129H219L220 131H222L221 133L223 134V130ZM227 129H229L228 127H227ZM243 129V128H242ZM250 129H252V128H250ZM263 129H264V127H263ZM65 130L63 131L64 133H66L65 132ZM110 130V129H109ZM225 131H224V133H226L227 131H226V128L224 129ZM236 130H234L235 132H236ZM239 130V129H238ZM241 130V129H240ZM254 130V129H253ZM258 130V129H257ZM257 130L255 131V132H257ZM261 130V129H260ZM260 130H258V131H260ZM50 131H52V129L50 130ZM59 131H61V130H59ZM219 131V132H220ZM229 131H232V130H229ZM228 131V132H229ZM246 131V130H245ZM54 132H51V133H53V134H55ZM56 132V133H57ZM78 132H80V134H78ZM97 132H100V133H97ZM106 132V131H105ZM107 132H109V131H107ZM235 132H233V134H234V136H236L237 135V133L235 134ZM251 132H253V131H251ZM262 130H261V132H260V134L262 135V137H260V135H258L257 134V136H259L260 138H258L259 140H261L262 141V146H264V137H263V134H262ZM221 133H220V135H221ZM241 134H243L242 133V131L240 132ZM249 133V132H248ZM258 133V132H257ZM38 134H40V135H38ZM52 134V135H53ZM60 134L62 135V133L60 132ZM254 134V133H253ZM252 133H251V135L250 136H252L253 135ZM61 135H58V137L56 136V134H55V136L57 137V138H59V136H61ZM104 135V134H103ZM219 135V133L217 134V136ZM219 135V136H220ZM229 134H225V135H222V137L220 136V138L221 139H224L223 140V147L224 148H227L226 146H228V153L226 152V149H224L225 151H222V152H226V153H222V154H220L219 152H218V154L217 155H225V156H223L224 158H226V159H228V160H231V163L233 162V160H235L236 159V163H234V165H230V161H229V165L230 166H232V171L230 172V170H228L229 168H231V167H228L229 165H227L226 163V165H227V167H225L226 168V171H223V173H225V172H227V170H228V172H229V175L227 176V178H226V180H227V183L229 182L230 183V185L232 184V187H233V185H234V187L235 188H237L239 191H240V194H241V192L242 193H246L247 192V190H245L246 188H249V187H246V183H248L249 182V180H251L250 179V177H249V174H250V170H254L256 167H253L254 165H250V164H254V162H256V160L254 161V159L255 158H252L251 160L252 161H250L249 163H247V161H248V159L246 158V157H248L247 155H246V159H247V161H245L244 159H243V157H244V155H243V157H241L239 154H241L242 153V151L244 150V149H247V150H254L253 152H255V153H260V151H262V147L260 148V146L258 145V144H256V140H254L255 139V136H254V139H251V138H245L244 136H242L243 138H241V139H243L242 141H240V137H235V138H233L232 136H228ZM238 135H239V132H238ZM247 135V134H246ZM65 134H64V139L63 140H65ZM138 136V135H137ZM216 136V137H217ZM219 136L217 137L218 139H220L219 138ZM228 136V137H227ZM240 136V135H239ZM103 137V136H102ZM139 137H140V135H139ZM100 138V137H99ZM98 138V139H99ZM39 139H41V138H39ZM38 139V141H40ZM98 139H96V140H98ZM129 139V138H128ZM215 139V138H214ZM48 140V139H47ZM62 140V139H61ZM60 140V141H61ZM37 141V142H38ZM51 141H48L49 143L51 142ZM59 141V142H60ZM101 142H99V140L97 141L99 144H101L103 141L102 140H100ZM137 141V140H136ZM219 141V140H218ZM46 142V141H45ZM130 142H131V140H130ZM259 142V144H260V141H258ZM47 143V142H46ZM64 143H65V141H64ZM67 143L69 144V140L67 141ZM97 143V144H98ZM103 143H105V142H103ZM219 143V142H218ZM33 144V145H32ZM42 144V143H41ZM53 144V145H52ZM59 144H61V143H59ZM67 144V145H68ZM137 144H139V143H137ZM226 144V146H224ZM70 145H69V148H70ZM135 145H136V143H135ZM97 146H100V145H97ZM122 146H123V149H122ZM129 146H130V144H129ZM56 147V148H55ZM95 147V148H94ZM219 147H220V145H219ZM28 148H32V149H30V152L28 153V152H25V150L26 149H28ZM221 149H222V147H220ZM72 149V148H71ZM126 149H128V148H126ZM216 149H218L217 147H216ZM221 149H220V152H221ZM39 150H41V151H39ZM219 150V149H218ZM27 151H29V149L27 150ZM74 151V150H73ZM121 151L123 152V153H121ZM130 151V150H129ZM128 151V152H129ZM249 151V152H250ZM248 152V151H247ZM130 153H131V151H130ZM97 155L98 154V156H94V155ZM102 154V155H101ZM105 154V155H104ZM227 154H229V156L227 155ZM254 153H252V155H253ZM22 155H24L25 157H26V155H27V157L26 158H22ZM211 155H212V153H211ZM215 155V154H214ZM183 156V155H182ZM263 156V155H262ZM133 157V156H132ZM185 157V156H184ZM212 157H214V156H212ZM222 157V158H223ZM254 157H256L255 155H254ZM22 158V159H21ZM186 158V157H185ZM215 158V157H214ZM217 158V157H216ZM219 158V157H218ZM240 158H242L243 159V161H241V159ZM258 158V157H257ZM14 159V160H13ZM25 159V160H24ZM134 159V160H133ZM211 159V158H210ZM210 159H209V161H210ZM220 160H222L221 158H219ZM74 160L78 163L79 161L78 160H81L78 164H81V166L80 165H78V168H80V169H78V170H81L80 171V174H79V176L77 175V173H75L77 176V178L75 177V175L73 174V171H75L74 170V167L76 168V166H74V167H72L71 168V163L72 162H74ZM213 160V159H212ZM216 160V159H215ZM220 160H217V162H216V166H214V164H212V166H214V168L216 167H218V162H220ZM258 160V159H257ZM17 161V160H16ZM132 161H134V162H132ZM139 161V160H138ZM143 161V160H142ZM214 161V160H213ZM224 161V160H223ZM226 161V160H225ZM10 162V163H9ZM21 162H20V164H21ZM144 163H145V161H143ZM75 163V162H74ZM74 163H72V164H74ZM222 163H224V162H221L220 163V165L222 164ZM247 163V164H246ZM19 164V163H18ZM138 164H139V162H138ZM151 164V163H150ZM154 164V163H153ZM211 164V163H210ZM256 164H258V162H256ZM13 165V164H12ZM262 165V164H261ZM132 165H130V167H131ZM132 166V167H133ZM136 166H138L137 165V162H136ZM136 166H135V168H136ZM140 166V165H139ZM149 166V165H148ZM155 164H154V168H155ZM158 166V165H157ZM256 166V165H255ZM258 166H260V165H258ZM16 167V166H15ZM14 167V168H15ZM151 167V166H150ZM211 167V166H210ZM220 167V166H219ZM218 167V168H219ZM222 167V166H221ZM222 168V169H225V168ZM251 167H253L254 169H252ZM261 167V166H260ZM263 167V166H262ZM261 167V168H262ZM13 168V167H12ZM215 168V169H216ZM228 168V169H227ZM260 168V169H261ZM144 169V168H143ZM157 169V168H156ZM214 169V170H215ZM248 170V169H250L249 170V173L247 172V171H245V170ZM133 170H134V168H133ZM256 171H257V169H255ZM254 170V171H255ZM157 171V170H156ZM184 171H186L185 173L187 174V170H184ZM217 171H220L219 169L218 170H216V172ZM222 171V170H221ZM220 171V172H221ZM262 173L264 172V168L263 169H261L260 170ZM228 172L226 173V174H228ZM247 172V173H246ZM260 172V173H261ZM2 173V174H1ZM189 173V172H188ZM222 173V174H223ZM259 173V174H260ZM134 174V173H133ZM220 174V173H219ZM264 174V173H263ZM47 175L49 176V178L47 179L46 177H47ZM194 175V174H193ZM200 175V174H199ZM252 175V174H251ZM254 175V174H253ZM74 176V177H73ZM132 176V175H131ZM221 176H223V175H221ZM226 176V175H225ZM256 176V175H255ZM262 176V175H261ZM261 176H259V177H261ZM56 177H57V175H56ZM195 177H196V175H195ZM29 178V177H28ZM192 178V177H191ZM197 178V177H196ZM195 178V179H196ZM203 178V177H202ZM202 178H201V180H202ZM224 178V179H225ZM251 178H253V177H251ZM256 178V180H257V177H255ZM263 178V177H262ZM41 179H43V180H41ZM57 179V178H56ZM183 179H185V177H183ZM188 179V178H187ZM200 178H198V179H196V182H197V180H199ZM46 180V181H45ZM70 180V181H71ZM190 180V179H189ZM193 180L194 179H192V181H190V182H193ZM205 180V179H204ZM253 180V179H252ZM259 180V179H258ZM29 181H31V179H29ZM49 181V180H48ZM69 181V180H68ZM248 181V182H247ZM262 181V180H261ZM34 181H32V183H33ZM46 182V183H45ZM65 180H64V185H62V186H65ZM73 182V181H72ZM71 182V183H72ZM195 182V181H194ZM199 182H201V181H198V183ZM262 182H264V181H262ZM30 183V182H29ZM31 183V184H32ZM35 183V182H34ZM71 183H70V185H71ZM133 183V182H132ZM197 183V184H198ZM202 183L203 182H201V185L200 186H202ZM249 183H252V181L251 182H249ZM27 184V183H26ZM60 184V183H59ZM62 184V183H61ZM188 184H190L189 183V181H188ZM193 184V186H195L196 185V187H197V184H195V183H192ZM195 184V185H194ZM200 184V183H199ZM204 184V183H203ZM206 184H208V183H206ZM219 184V183H218ZM69 185V184H68ZM68 185H66V186H68ZM186 185V184H185ZM184 185V186H185ZM260 185V184H259ZM12 186V185H11ZM10 186V187H11ZM19 186V185H18ZM27 186V185H26ZM33 186H34V184H33ZM64 187V188H67V187ZM191 186V185H190ZM190 186H189V188H190ZM192 186V187H193ZM206 185H204V189L203 188H199V189H202V190H206L205 187ZM209 185H207V187H208ZM210 186H211V184H210ZM254 186V185H253ZM13 187V186H12ZM12 187H11V189H12ZM44 187V186H43ZM42 186H40V189H42L43 188ZM46 188H50V187H48V185L47 186H45ZM68 187H70V186H68ZM131 187V186H130ZM183 187V186H182ZM181 187V188H182ZM191 187V188H192ZM199 187V186H198ZM197 187V188H198ZM230 187V186H229ZM246 187V188H245ZM263 187V186H262ZM261 187V188H262ZM23 188V187H22ZM26 188V187H25ZM29 188V187H28ZM30 188H33V187H30ZM37 189H38V187H36ZM35 188V189H36ZM60 189L62 188V187H59ZM58 188V189H59ZM64 188H62V190L64 189ZM71 188V187H70ZM188 188V189H189ZM5 189H6V191H5ZM14 189V188H13ZM16 189V188H15ZM51 189V190H50ZM50 189H47V190H49L50 192V194H51V191L53 190V188H50ZM85 189V190H84ZM210 189H211V187H210ZM210 189L208 190V192L210 191ZM224 189H225V187H224ZM249 189H251V188H249ZM249 189H248V191H249ZM256 189H257V187H256ZM43 190V189H42ZM41 190V191H42ZM69 189H67V191H68ZM89 190V189H88ZM206 190V191H207ZM213 190H214V188H213ZM213 190H212V192H213ZM216 190V189H215ZM214 190V191H215ZM254 190V189H253ZM252 190V191H253ZM259 190H261V189H259ZM263 190V189H262ZM14 191H16V190H14ZM26 191V190H25ZM44 191H45V188H44ZM54 191V190H53ZM53 191H52V193H53ZM129 191V190H128ZM128 191H126V192H128ZM206 191H204V192H206ZM256 191V190H255ZM264 191V190H263ZM263 191H261V195H262V193H264ZM12 192V191H11ZM29 192V191H28ZM54 192H57V191H54ZM70 191H68V193H69ZM181 191H179L178 192V195L179 194H182V192H183V190H182V192L180 193ZM194 192V191H193ZM235 192H237V191H235ZM12 193H14V192H12ZM30 193V192H29ZM46 194H47V191L45 192ZM125 193V192H124ZM194 193H196V191L194 192ZM198 193H199V190L197 191V194H196V199H197V195H198ZM200 193H201V190H200ZM203 193V192H202ZM201 193V194H202ZM210 193H211V191H210ZM214 193H216V192H214ZM219 193V192H218ZM238 193V192H237ZM250 193V192H249ZM16 194V193H15ZM14 194V195H15ZM17 194H18V191H17ZM40 194V193H39ZM46 194H45V196H46ZM54 194H56V193H54ZM183 194H185V193H183ZM220 194V193H219ZM219 194H217L218 196H220ZM239 194V193H238ZM252 194H255V193H253L252 192ZM258 193H256V195H257ZM260 194V193H259ZM20 195V194H19ZM24 195V194H23ZM42 195V194H41ZM70 195V196H71ZM190 195H191V192H190ZM189 195V197L190 198H192L191 196ZM194 195V194H193ZM200 195V194H199ZM207 195V194H206ZM209 193H208V198H210L209 197ZM211 195H212V193H211ZM243 195H245V194H241V196H242V198H243ZM246 195H248V193H246ZM18 196V195H17ZM56 196V195H55ZM81 196V195H80ZM80 196H77V197H80ZM83 196L82 197H80L79 199H81L82 200V198H83ZM182 196V195H181ZM201 196H203V194L201 195ZM213 196V198L211 197V199H213V204L212 205H214V203H215V201H214V199H215V197H214V195H212ZM215 196H216V194H215ZM218 196H216V197H218ZM236 196V195H235ZM237 196H239V195H237ZM249 196V195H248ZM41 197V196H40ZM43 197V196H42ZM52 197H54V196H51V198H48L47 200H46V202L50 199H52ZM56 197H59L58 195L56 196ZM55 197V198H56ZM76 197V198H77ZM90 197V196H89ZM179 197H180V195H179ZM183 197H185L186 198V195L185 196H183ZM183 197L181 198L182 200H184L183 199ZM199 197V196H198ZM204 197H206V196H204ZM246 197V196H245ZM249 197H253V198H255L253 195L252 196H249ZM259 197V196H258ZM10 198V199H9ZM38 198H39V195H38ZM61 198V197H60ZM207 198V197H206ZM222 198V197H221ZM252 198V199H253ZM257 198V197H256ZM12 199H14V198H12ZM58 200H57V202L59 201V198H57ZM193 199V198H192ZM217 199V198H216ZM220 198H218L217 200H216V203L218 202H220L221 203V201L219 200ZM226 199V198H225ZM224 199V200H225ZM244 199V198H243ZM247 199V198H246ZM252 199H250V200H252ZM22 200V199H21ZM44 200V199H43ZM43 200H39V201H43ZM49 200V201H50ZM56 200V199H55ZM62 200V199H61ZM86 201H87V199H85ZM186 200V199H185ZM184 200V201H185ZM190 200V199H189ZM206 199H204V201H205ZM223 200V201H224ZM230 200V199H229ZM238 200H241V198L240 199H238ZM250 200H248V201H250ZM39 201H38V203H39ZM47 202V203H50V202ZM52 201V203H54L53 201H54V199L53 200H51ZM111 201H113V200H111ZM181 200H179V202H180ZM194 201H196L195 200V197H194ZM207 201V200H206ZM212 202V200H209V202ZM226 201V200H225ZM247 201V200H246ZM248 201H247V203L246 204H248ZM44 202V201H43ZM88 202V201H87ZM187 202V200L184 202V203H186ZM239 202V201H238ZM240 202H242V201H240ZM41 203V202H40ZM56 203V202H55ZM54 203V204H55ZM208 203V202H207ZM252 203H254V202H252ZM264 203V202H263ZM1 204V203H0ZM15 204H17V203H15ZM58 204V203H57ZM63 204H64V202H63ZM179 204V203H178ZM177 203H176V205H178ZM186 204H188V207H190V205H191V200H190V203L189 202H187ZM190 204V205H189ZM194 204V203H193ZM192 204V205H193ZM223 204V206H224V203H222ZM237 204V203H236ZM258 204H260V203H258ZM44 205V204H43ZM48 206H50V205H52V204H47ZM83 205L85 206L86 204H84L83 203ZM88 205V204H87ZM86 205V206H87ZM183 205H185V204H183ZM182 205V206H183ZM208 205V204H207ZM210 205V204H209ZM216 205V204H215ZM217 205H219V204H217ZM216 205V206H217ZM226 205V204H225ZM229 205H230V203H229ZM238 205V204H237ZM244 205V204H243ZM255 205V204H254ZM261 205V204H260ZM260 205H258V206H260ZM16 206V205H15ZM86 206H85V208H86ZM205 206V205H204ZM220 206V205H219ZM233 206V204H231V206L230 207H228L229 209H228V212L226 211L225 212V210H227V209H225V210H223L225 213H226V215H224L222 212V215H224L225 217H227L230 221H232L234 224H235V226L234 227H236V228H239L238 229V236H239V239H238V241H237V244H236V246H235V248L236 249H238L237 251H236V254L237 255H239L238 256V258L234 255V253L235 252H233V254L232 253H230V250L228 251L227 249H225V247H224V245H223V249L224 250H227L230 254L229 255H231V257H233L234 258V262H231L230 260V262L232 263V264H264V234H263V232L261 231V230H255V228H254V224L256 223V222H253L252 220H250L249 218H247V215L246 214H244V212H242V211H240V209H238V208H234V207H232ZM248 206V205H247ZM251 206V205H250ZM252 206H253V204H252ZM257 206V205H256ZM45 207V206H44ZM47 207V206H46ZM45 207V208H46ZM55 208H59L60 210H62L63 209V207H61L60 208V205L58 204V206H54ZM65 207V206H64ZM67 207H69V205L67 206ZM174 207H175V204H174ZM181 206L179 205V208H180ZM186 207V206H185ZM191 207H193V206H191ZM205 207H207V210H208V207H210V206H205ZM212 207H214V206H212ZM224 207H227V206H224ZM66 208V207H65ZM88 209L90 208V207H87ZM172 208V207H171ZM176 208V207H175ZM193 208H195V207H193ZM192 208V210L194 211V212H196L194 209ZM240 208H242V207H240ZM9 209V208H8ZM11 209V210H12ZM30 209V208H29ZM35 209H36V207H35ZM97 209V208H96ZM95 209V210H96ZM164 210H166L165 208H163ZM189 210V208H186V210ZM203 209H204V207H203ZM210 209V208H209ZM243 210H244V208H242ZM247 209V208H246ZM250 208H248V210H249ZM252 209H253V211L254 212H256L257 211V213H259L260 212V210H259V212H258V210H254V208L252 207ZM255 209H256V207H255ZM264 209V207L262 208V210ZM1 210V209H0ZM18 210V211H17ZM17 210H14L13 209V211H15L16 213L18 212V213H21V214H16V213H14L13 215H16V217L18 218V215H19V219H20V221L23 219V218H26V217H23L22 218V216L25 214V213H23V215H22V212L20 211V209L19 208H17ZM34 210V209H33ZM40 210H42V209H40ZM39 210V211H40ZM50 210V209H49ZM51 210H53V211H55L52 207H51ZM57 211V213H58V209H56ZM102 210V211H101ZM167 210H170V208L168 209L167 208ZM172 211H169L170 213L171 212H174V214H175V212L177 211H173V209H171ZM175 210V209H174ZM181 210V209H180ZM184 210V209H183ZM182 210V211H183ZM191 210V209H190ZM192 210H191V212H192ZM197 210V209H196ZM261 210V211H262ZM10 211V210H9ZM48 211V210H47ZM85 212H86V214L90 211V209L88 210V212H87V210H84ZM83 211V213L85 214V212ZM145 211V210H144ZM147 211V210H146ZM150 211H152V209H150ZM182 211H180V212H182ZM209 211V210H208ZM245 211V210H244ZM251 211V210H250ZM4 212H8L7 210L6 211H4ZM24 212V211H23ZM28 212V211H27ZM42 212H44L43 210H42ZM61 212H63L64 214H66L65 212H64V210L63 211H60L59 213H61ZM79 212H82V211H79ZM152 212H154V211H152ZM152 212H150V213H152ZM155 212H157L156 210H155ZM155 212H154V215H158V213H156L155 214ZM158 212H159V210H158ZM162 212L164 213V211L162 210ZM162 212L160 211V213H159V215L160 214H162ZM247 212V211H246ZM263 212H264V210H263ZM13 213V212H12ZM30 213V212H29ZM41 213V212H40ZM58 213V214H59ZM73 213V212H72ZM78 212H76V214H77ZM169 213V214H170ZM177 214H179L180 215V213L177 211L176 212ZM189 213V212H188ZM193 213V212H192ZM213 213V212H212ZM221 213H219V214H221ZM228 213V214H227ZM251 213V212H250ZM256 213V214H257ZM261 213V212H260ZM51 214H55V212L54 213H51ZM71 214V213H70ZM75 214V215H76ZM164 214H167V213H164ZM164 214H162L161 216H163ZM174 214H172V215H174ZM183 214H184V212H182V216H183ZM195 214V213H194ZM201 214V213H200ZM203 214V213H202ZM214 214V213H213ZM218 214V213H217ZM218 214V215H219ZM264 214V213H263ZM262 213L260 214V215H263ZM2 215V214H1ZM10 215H12L11 214V212H10ZM10 215H9V218L8 219H6L7 220V222H8V220L10 219ZM12 215V216H13ZM29 215V214H28ZM33 215V214H32ZM46 215V214H45ZM53 215H48V216H51V218L53 217ZM78 215H79V213H78ZM81 215V214H80ZM88 215H89V213H88ZM151 215H153V214H151ZM153 215V216H154ZM171 214H170V216H172ZM187 215H190V214H187ZM258 215V214H257ZM30 216V215H29ZM44 216V215H43ZM62 216H63V214H62ZM69 216V215H68ZM68 216H66V215H64L63 217H66V220L68 219V218H70V222L69 221H67V222H69V223H71V224H73V223H75V219L74 218H76V219H78V218H81L82 219V217L80 216H78V218L75 216L72 220L74 221H72L71 222V217H68ZM70 216H72V214L70 215ZM73 216H74V213H73ZM133 216V217H132ZM169 216V217H170ZM182 216H179V217H182ZM195 216V215H194ZM203 216V215H202ZM220 216V215H219ZM224 216H223V219H225L224 218ZM249 216H252L251 214L249 215ZM248 216V217H249ZM1 217V216H0ZM55 217V216H54ZM155 217V216H154ZM163 217H165V216H163ZM176 217V216H175ZM184 217V216H183ZM196 217V216H195ZM259 217V216H258ZM11 218H13V217H11ZM22 218V219H21ZM33 218L34 217H32V220L31 221H34L33 220ZM39 218H40V216H39ZM43 218V217H42ZM41 218V219H42ZM48 218V217H47ZM174 218V217H173ZM177 218V217H176ZM187 218V217H186ZM198 218V217H197ZM203 218V217H202ZM201 218V219H202ZM226 218V221L228 220ZM252 218V217H251ZM264 218V217H263ZM2 219H4L3 217H2ZM1 219V220H2ZM31 219V218H30ZM29 219V220H30ZM36 219V218H35ZM41 219H39V220H41ZM46 219V218H45ZM57 219H59L58 217H57ZM137 219V218H136ZM154 219V218H153ZM179 219V218H178ZM196 219V218H195ZM199 219V218H198ZM5 220V221H6ZM44 219H42V221H43ZM53 220H56V219H52V220H50V218L49 219H46V221H44L45 223H41L40 225H38V226H36V227H39V232L37 231V234L35 235V240H31L30 238H28L29 240H26V242L23 240V237L22 236H20V237H22V240H20V239H18L20 242V245L19 246H17V248H15V249H13V252H9V250H8V253H6V255L5 256H3L4 257V260H6L4 263L2 262V260H0L3 264H17V263H15L16 261V259L18 258V260H19V257H17V255H15L17 258L14 260V254H16V252L17 251H22V255L23 256H25L24 258H27L29 255H30V252H33L34 250V248H33V244H38V245H43V249H42V252H43V255H45L47 258H49L50 260H53L56 264H70L71 262L69 261V259L67 258V259H65L64 257H62V255L61 254H63V253H61V252H58L57 251V243L58 242H60V240L58 241V240H56V237L55 238H53V234H52V231H53V233L54 234H56V236L58 235V233L59 232H57L56 230H55V226L57 225L56 224V222H54ZM152 220V219H151ZM175 220V219H174ZM179 220H181V218L179 219ZM184 220H185V217H184ZM187 220V219H186ZM197 220V219H196ZM264 220V219H263ZM262 220V221H263ZM15 221H16V219H15ZM59 221H60V219H59ZM80 221V220H79ZM173 221V220H172ZM226 221H224V222H226ZM1 222H3V221H1ZM0 222V223H1ZM27 222H29V221H27L26 220V223ZM37 222H38V220H37ZM182 222H183V220H182ZM261 222V221H260ZM22 223V222H21ZM25 223V224H26ZM33 223V222H32ZM86 223H88V222H86ZM145 223V222H144ZM160 223H158V224H160ZM174 223V222H173ZM184 223V222H183ZM187 223V222H186ZM185 223V224H186ZM227 223V222H226ZM228 223H230V222H228ZM233 223L230 225V227L231 226H233ZM258 223V222H257ZM7 224V223H6ZM24 224V223H23ZM24 224V225H25ZM31 224V223H30ZM38 224H39V222H38ZM66 224V223H65ZM68 224V223H67ZM76 224V223H75ZM170 224H172V223H170ZM169 224V225H170ZM261 224V223H260ZM1 225V224H0ZM32 225V224H31ZM48 225V227H49V229H48V227H46ZM59 225V224H58ZM76 225H78V227H79V233H80V230H84V228L83 227H85L86 225L85 224H82L81 223V225H84V226H82L81 228L82 229H80V223L78 224V222H77V224ZM175 225V224H174ZM180 226H181V224H179ZM179 225H176L175 226V229H176V227L177 226H179ZM256 225V224H255ZM258 225V224H257ZM4 226V225H3ZM3 226H1V227H3ZM13 226V225H12ZM26 226L27 227H29V225H27L26 224ZM50 226L52 227V228H50ZM66 226H69V225H66ZM73 226V225H72ZM75 226V225H74ZM88 226V225H87ZM158 226V228H159V225H157ZM173 226V224L171 225V227ZM179 226V227H180ZM182 226H184V225H182ZM261 226V225H260ZM77 227V226H76ZM174 227V226H173ZM185 227V226H184ZM184 227H182L181 228V230L184 228ZM229 227V226H228ZM10 228V227H9ZM8 228V229H9ZM25 228V227H24ZM35 228V227H34ZM74 228V227H73ZM154 228H157L156 226L154 227ZM157 228V229H158ZM3 229V228H2ZM12 229V228H11ZM23 229V228H22ZM27 229V228H26ZM51 229V230H50ZM170 229V228H169ZM175 229H173V231L175 230ZM37 230H38V228H37ZM72 230V229H71ZM70 230V231H71ZM75 230H76V228H75ZM94 229H92V231H90V233L88 232V234L90 235L91 234V232H94L93 231ZM237 230V229H236ZM235 230V231H236ZM8 231V230H7ZM13 231V230H12ZM51 231V232H50ZM86 231V230H85ZM85 231H83V232H85ZM148 231V230H147ZM158 231V230H157ZM172 230H171V232H173ZM175 231H179V228H178V230H175ZM174 231V233H176ZM23 232V231H22ZM76 232V231H75ZM166 233V236H165V233ZM182 232V231H181ZM223 232V231H222ZM221 232V233H222ZM8 233H11V232H8ZM13 233V232H12ZM19 233H21V232H19ZM77 233V232H76ZM75 233V234H76ZM81 233H82V231H81ZM80 233V234H81ZM95 233V232H94ZM93 233V234H94ZM95 233V234H96ZM178 233V232H177ZM185 233H186V231H185ZM187 233H188V231H187ZM186 233V234H187ZM195 233V232H194ZM194 233H192V237H194ZM233 233V232H232ZM69 234V233H68ZM67 234V235H68ZM78 234V233H77ZM80 234H78L79 236H80ZM154 234V235H153ZM181 234V233H180ZM189 235L191 234V233H188ZM196 234V233H195ZM231 234V233H230ZM11 235V234H10ZM20 235V234H19ZM77 235V236H78ZM82 235V234H81ZM172 235H174V234H172ZM179 235V234H178ZM185 235V234H184ZM217 235V234H216ZM221 235V234H220ZM61 236V235H60ZM70 236H71V234H70ZM88 235H86V238H88L87 237ZM93 236V237H92ZM166 237V239L167 238H169V240L166 242L167 244H166V246H163L162 247V245H158L159 247L157 248V243L160 241L159 239V241L157 242V243H155V240L157 239V238H162L163 239V237ZM183 236V235H182ZM182 236H180L179 238H182ZM209 236V235H208ZM207 236V237H208ZM229 236V235H228ZM230 236H232V234L230 235ZM59 237V236H58ZM63 237V236H62ZM73 237V236H72ZM81 237H83V236H81ZM164 237V238H165ZM176 237H178L177 235H176ZM187 237H188V235H187ZM186 236H184V238H187ZM190 237L191 236H189V239L188 240H190ZM191 237V238H192ZM206 237V238H207ZM233 237V236H232ZM236 237V236H235ZM10 238H12V236L10 237ZM15 238L16 237H14V240H15ZM26 238V237H25ZM26 238V239H27ZM61 238V237H60ZM68 238V239H67ZM66 238V243H65V240L63 239L62 241H64L63 243H65V244H68L69 242V237H67ZM77 238V237H76ZM85 238V237H84ZM85 238V239H86ZM201 238V237H200ZM204 238V237H203ZM210 238H211V236H210ZM221 239H222V237H220ZM219 238V239H220ZM224 238V237H223ZM237 238V237H236ZM235 238V239H236ZM13 239V238H12ZM11 239V240H12ZM91 239V240H92ZM171 239V240H170ZM186 239V240H187ZM208 239V238H207ZM220 239V240H221ZM227 239V238H226ZM229 239V238H228ZM68 240V241H67ZM78 240V239H77ZM79 240H80V238H79ZM90 240V246H91V244L92 245H94V247L96 246V244L98 243V241H96L95 242V244H93L94 242L93 241H91ZM174 240V239H173ZM178 240V242H179V239H177L176 238V241ZM192 240H193V238H192ZM6 241V240H5ZM16 241H17V239H16ZM165 240H163L162 242H164ZM171 241V243H169ZM194 241V240H193ZM206 241V240H205ZM208 241V240H207ZM206 241V242H207ZM219 241V240H218ZM217 241V242H218ZM234 241V240H233ZM68 242V243H67ZM70 242H73V241H71V239H70ZM92 242V243H91ZM143 242V243H142ZM162 242H161V244H162ZM178 242L177 243H175V244H178ZM184 242V241H183ZM200 242H201V240H200ZM220 242V241H219ZM222 242L224 243L225 241H223V239H222ZM226 242H228V241H226ZM18 243V244H19ZM49 243V244H48ZM80 243V242H79ZM78 243V244H79ZM202 243V242H201ZM231 243V242H230ZM3 244V243H2ZM2 244H0L1 246H2ZM62 244V242L60 243V245ZM72 244V243H71ZM73 244H74V242H73ZM84 244H86V241H85V243ZM104 244H105V246H104ZM218 245H220L219 243H217ZM227 244V243H226ZM37 245V246H38ZM47 245H49V246H47ZM64 245V244H63ZM69 245H70V243H69ZM89 245L87 246V248L90 250L91 248H89ZM164 245V244H163ZM216 245V244H215ZM214 245V246H215ZM1 246H0V249H2L1 248ZM4 246V245H3ZM65 246V245H64ZM67 246V245H66ZM65 246V247H66ZM98 246H99V244H98ZM97 246V247H98ZM179 246V245H178ZM177 246V247H178ZM230 246V245H229ZM5 247V246H4ZM6 247H8V246H6ZM11 247V246H10ZM60 247V246H59ZM65 247H64V249H65ZM67 247H70V246H67ZM67 247H66V251L67 250H69L70 251V249L72 248L73 249V245H72V247L70 248V249H67ZM78 247V246H77ZM97 247H96V250H98L97 249ZM135 247V246H134ZM134 247H133V249H134ZM220 247H222L221 245H220ZM226 247H228V244L226 245ZM230 247H232L231 249H233L234 247L233 246H230ZM11 248H14L13 246L11 247ZM218 248V247H217ZM39 249L41 250V247H39ZM77 249V248H76ZM75 248H74V250H76ZM88 249H85V250H83V252L85 251V252H87V253H85V255L86 254H88L89 255V253H91L90 251L88 252ZM93 249V248H92ZM131 249V250H130ZM215 249V248H214ZM6 250H7V248H6ZM5 249H4V251H6ZM61 250V249H60ZM63 250V249H62ZM79 250V249H78ZM94 250H95V248H94ZM102 250H104V249H102ZM130 250V251H129ZM216 250V249H215ZM222 252H224L222 249H220ZM220 250L219 251H216V253H219L220 252ZM77 251V250H76ZM76 251H75V253H76ZM99 251V250H98ZM98 251H96V253L98 252ZM195 251H198L197 253H198V256H196L194 253H195ZM232 251V250H231ZM63 252V251H62ZM65 252V251H64ZM73 252V250L72 251H70V254ZM78 252V251H77ZM101 252V253H102ZM202 252V254H199V253H201ZM228 252L226 253V254H228ZM3 253V252H2ZM18 253V252H17ZM39 253V252H38ZM74 253V254H75ZM82 253V251H80V253H78V254H81ZM93 253V252H92ZM95 253V252H94ZM100 253V252H99ZM65 254V253H64ZM215 254V253H214ZM19 255V254H18ZM34 255V254H33ZM33 255H30L31 257L33 256ZM76 255V254H75ZM94 257H96L95 256V254H92ZM91 255V256H92ZM131 255H133V254H131ZM135 255H138V254H134V259H135ZM210 255V254H209ZM211 255H212V253H211ZM0 256H2L1 255V253H0ZM19 256H21V255H19ZM77 256V255H76ZM80 256V255H79ZM78 256V257H79ZM99 256H101V254L99 255ZM103 256H101L102 257V259H103ZM34 257V259H35V256H33ZM32 257V258H33ZM67 257H69V256H67ZM89 257H90V255H89ZM210 257V256H209ZM23 258V259H24ZM29 258V257H28ZM73 258V257H72ZM97 258V257H96ZM100 258V257H99ZM212 258V257H211ZM218 258V257H217ZM227 258H229V256L227 257ZM3 259V258H2ZM34 259H32V260H34ZM42 259H44V258H42ZM79 259L81 260L82 258H81V256L79 257ZM84 259V258H83ZM86 259V258H85ZM136 259H138V257L136 256ZM138 259V260H139ZM206 259V260H205ZM219 259H221L220 258V256H219ZM129 260V259H128ZM138 260H136V264H140V263H137V261ZM211 260V262H213V260L212 259H210ZM209 260V261H210ZM221 260H223V259H221ZM35 261V260H34ZM33 261V262H34ZM44 261L45 262H47V260H45L44 259ZM43 261V262H44ZM83 261V260H82ZM81 261V262H82ZM85 261V260H84ZM83 261V262H84ZM95 261V260H94ZM97 261V260H96ZM101 261V260H100ZM129 261H131V259L129 260ZM142 261V262H141ZM144 261V262H145ZM216 261V260H215ZM224 261V260H223ZM23 262V261H22ZM37 262H38V260H37ZM36 262V263H37ZM41 262H42V260H41ZM42 262V263H43ZM44 262V263H45ZM49 262V261H48ZM53 262V263H54ZM76 262V261H75ZM103 262V261H102ZM154 262V263H153ZM1 263V264H2ZM35 263V264H36ZM41 263V264H42ZM86 262H84V264H85ZM90 262H88V263H86V264H89ZM104 263V262H103ZM106 263H107V261H106ZM109 263V262H108ZM107 263V264H108ZM216 263V262H215ZM218 263V262H217ZM221 263V262H220ZM20 264V263H19ZM22 264H32V262L31 261H27V262H24V263H22ZM34 264V263H33ZM39 264V263H38ZM94 264V263H93ZM102 264V263H101ZM105 264V263H104ZM150 264V263H149ZM212 264H214V262L212 263Z\"/></svg>", "mask_w": 264, "mask_h": 264}]
</instances>
